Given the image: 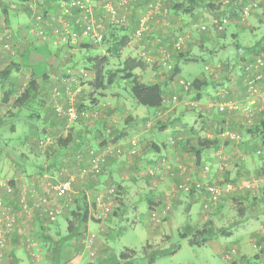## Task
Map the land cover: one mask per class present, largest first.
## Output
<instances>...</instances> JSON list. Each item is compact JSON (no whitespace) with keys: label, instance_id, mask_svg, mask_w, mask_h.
Instances as JSON below:
<instances>
[{"label":"rangeland","instance_id":"374dc122","mask_svg":"<svg viewBox=\"0 0 264 264\" xmlns=\"http://www.w3.org/2000/svg\"><path fill=\"white\" fill-rule=\"evenodd\" d=\"M8 6H11L9 8H12V5L16 4L17 2L14 0H3ZM37 2H40V9L49 8L48 5H50V8L55 9V12H57V15L54 13L52 15H48L50 18L54 19V22L51 23V26H56L57 24L61 23L64 27H71L72 24H70V17L65 15L63 13V7L61 2L57 3V5L54 3L52 4V0H38ZM4 3V4H5ZM5 4V5H6ZM35 4V3H34ZM31 5L32 13L31 17L27 18V23L35 25L36 23H31L30 20H32V17L38 14H44L41 10H37L35 5ZM150 1H144L143 3H138V1L135 0H128L127 7L126 8H120V11L122 14H125L126 16V24L121 25L122 27H125L127 25H134V29L136 28L139 19L140 18H147L146 19V25L148 26L147 31L143 34L141 37H136L133 34V38L138 42L140 39L144 38V36H147L149 33V41L148 48L144 49V52L141 50V58H149L148 61V67L146 70L151 71V67L157 66L159 67V61L158 56H160V52L157 50L152 51L151 48L156 46L159 47L157 44L158 42V35L152 34V31L150 30V24H149V17L153 14L154 10H152V7H149ZM54 6V7H53ZM142 9L144 11H142ZM141 11V12H140ZM140 13V15H139ZM164 14V10L159 12ZM256 13V15H255ZM1 14V13H0ZM139 15V16H137ZM0 17H3L0 15ZM19 19V18H17ZM21 20H24V16H20ZM149 19V20H148ZM48 18L43 19V24L48 29ZM51 20V19H50ZM30 21V22H29ZM13 23V22H12ZM130 23V24H129ZM70 24V26H69ZM205 24L206 26H211L209 19L202 20L200 18L199 20H194L193 24H191L192 29L188 28L189 24L185 26V28L181 30H177L175 33H170L169 31H162V33L167 34L168 37H174L172 41H175V38L179 35L182 38V41L180 40V46H182L183 53L186 52V56L184 58L185 63L187 65L183 68L182 74L178 75L179 77H182L188 81H192L194 78H197L196 75L202 74L207 79H219L221 83H219V90L216 92V95L214 99H209V102L213 103L211 105L212 108L217 109V104L220 100L216 96L224 97L227 94V83L228 81H232L234 78H239L241 81H243V72H242V64H241V57L237 52L236 45L247 46L256 41L258 39L257 37L263 34L264 32V0L262 1L261 5L256 8L252 13L246 18L244 21H239L238 19H232L231 24L228 27L227 32H225L224 35H219L217 31H215L212 27L207 28L206 30H209V34L206 36H203L201 32L204 30L199 31V27ZM53 26V27H54ZM236 26L243 27L241 29L240 35L237 37H234L235 40L231 38V30H236ZM12 27V26H11ZM27 27V26H26ZM52 27V28H53ZM128 27V26H127ZM168 27V25H165V28ZM13 28V27H12ZM15 28H13L14 30ZM31 28L27 31L30 34H34V32H31ZM49 30V29H48ZM121 30V28H120ZM185 31L188 35L183 36V34L180 33ZM51 32V31H50ZM134 33V32H133ZM179 33V34H178ZM192 33V34H191ZM36 36V35H35ZM41 42H44L46 40H42L40 36H36ZM260 38V37H259ZM84 41V40H83ZM170 41V39H169ZM76 42L75 40L72 41ZM81 42V40H78L77 43ZM167 43V42H164ZM175 42H172L173 47ZM192 43V45H191ZM52 44L51 48H56L57 55H52V57L49 56L48 49L46 47H41L38 49L42 53H45V65L49 68L48 73V79H53L54 87L58 90V93L54 94V87L50 89H46V85L41 88L42 94L46 93V95L52 93L56 96H58L57 103H52L55 105H64V100H61L62 98L69 99V101L73 102L75 98L78 96L79 93L84 96L85 101L90 100L94 97V95L100 96L97 93H103L108 96H115L116 94H120L124 99L127 100V102L133 106V108L138 109L139 111L143 110L144 112H147L151 114V116L147 119L149 120H155V113L153 107H145L137 102L134 101V99L129 94V88L127 87L128 81L127 80H116L112 85H108L104 90H97L96 92H92V88L89 85V80L91 79V73L89 76L85 77L80 81V77L76 75L79 71V68L82 65L80 58L88 57V56H94L100 52V48L98 46L90 47V48H82L78 53H76V56H74L71 59V56H68L67 54L71 53L69 49L71 47L70 43L67 42H61L57 44ZM102 44V43H101ZM234 44V45H233ZM165 45V44H164ZM191 45V46H190ZM168 47L171 45H167ZM151 47V48H150ZM167 49L166 47H164ZM37 50V51H38ZM34 52L32 56H29L27 58V61L32 64H38V55L39 53ZM169 51V50H168ZM175 52V51H174ZM168 53V52H167ZM167 53L163 52V57L167 56ZM176 53V52H175ZM257 54L264 55V50H258ZM175 55V54H174ZM113 58V57H112ZM195 58H198L197 60ZM21 57L16 56L15 59H13L16 64H21ZM112 61L108 64V68L114 69L120 66V62L117 58L111 59ZM24 61L26 62V58H24ZM40 63V62H39ZM169 68V67H168ZM164 67L161 68V70L164 71ZM69 70L68 76L72 77L74 76L73 81H70L69 85H71V88L68 90V95H62V91L60 87L56 84V77H61L62 74H65L66 71ZM138 70V68L136 69ZM135 70V71H136ZM139 71V70H138ZM150 71H144L140 76H138L141 80L145 82L151 81L150 76L148 73ZM231 74V75H230ZM25 76V75H24ZM225 76H228L227 80L225 79ZM22 77L18 78V80H21ZM31 79V76H25L22 78V82L17 85L16 93H20V91L28 84V81ZM45 79V80H48ZM35 80H39V82L42 81L41 76H38L35 78ZM175 81L176 78L174 79ZM173 84L177 86V84L173 81ZM39 86V85H37ZM42 86V85H41ZM81 88L80 91L77 92L76 89ZM218 87V85H217ZM40 88V86H39ZM222 89L224 91H222ZM179 94L177 91L176 94H178L179 99L183 100V98H186V100L192 102L194 101V91L193 88L189 90H184ZM213 91L214 88L212 87ZM34 94L38 95L37 97L40 98L39 92L36 91ZM67 94V93H66ZM0 96H1V88H0ZM65 96V97H64ZM241 96V95H240ZM239 96V97H240ZM238 97V98H239ZM217 98V100H216ZM60 99V100H59ZM13 100L14 97L10 100L8 104H2L0 107L1 115L5 116L0 119V177L3 180H8L10 178H13L17 183L18 187L22 189H26L32 186L34 183L35 186L39 189L41 186H43L46 189L41 190L51 200L50 203L52 205L59 207L61 210V216L59 217V230L54 229L51 227L54 231L53 234L60 235L62 232H66V224H65V214H67L70 210V207L73 205V201L75 196L74 192V182L77 179V175L80 174V177H85L87 175V171H82L81 168L78 169V166L74 162V159L76 160L75 155L73 153H68L66 156V164L63 166L62 171L60 170H54V172L45 171L43 175H40L41 178L35 177L37 174V171L35 170V166L31 164V162H37L40 165H46L47 159H51L53 152V147L55 145L49 144V147H46V149H40L38 147L34 146L35 141L37 140V137L39 133H47L51 134L53 138H57V136H64V131L67 132L69 129L72 131L74 127H77L79 122L84 123L88 122L89 118L85 117V119H88L87 121L85 119L79 120L77 119L75 122H71L73 125L72 127L66 126V121L62 118L55 115L53 112H49L47 115L49 119L54 120V125L56 127L50 126L48 128V121L43 118H31L33 111L36 112V114L43 115V112H41L39 109L40 107L33 101L36 99H31L27 101L26 105L23 107H20V109H16L17 113L15 115L10 114L13 110ZM179 100V101H180ZM207 100H205L206 102ZM38 103V102H37ZM37 106H36V105ZM52 104H49L52 107ZM77 104V103H76ZM192 108L193 115L191 119H189V122H201L202 115L200 110H195V107H198V105H191L190 103H186L185 105H180L179 108ZM144 107V108H143ZM219 112V111H218ZM190 113V112H189ZM221 113V112H220ZM153 114V115H152ZM217 115V114H216ZM54 116V117H53ZM236 118H239L238 116H235ZM96 119L95 117H91V120ZM145 119V120H147ZM144 120V121H145ZM239 120H242L239 118ZM243 121V120H242ZM30 122V123H29ZM159 122V123H158ZM161 122L165 123V120L158 119L155 124L151 125L149 128H145L142 124V126L145 129H149L150 131L156 130L158 135H161L160 133H163L162 135L164 137H167L170 135L169 130L163 131L164 127L158 126ZM244 122V121H243ZM257 124V123H254ZM252 124V125H254ZM246 125V124H245ZM252 125H246V126H252ZM44 128V130H42ZM69 128V129H68ZM169 128V127H168ZM39 131V132H38ZM200 131V130H198ZM227 131V130H224ZM229 132H233L235 134L239 135L238 140H231L229 138H226V141H229L231 143V146L239 147L241 142L243 141V136L247 132L241 131L239 129H232L231 131L228 129ZM203 134V133H202ZM201 136V135H200ZM175 138L174 136H171ZM170 137V138H171ZM134 138V137H131ZM128 138L125 140L127 144L129 143ZM137 140L136 138H134ZM199 139V138H198ZM23 140V143L21 141ZM170 140V139H169ZM138 142V140H137ZM169 142V141H168ZM198 142V141H197ZM251 147L256 149L259 148L260 145H264V140L261 139V137H256L255 140H251ZM190 145V142H188ZM122 145V143H121ZM129 145V144H128ZM122 148V147H121ZM115 153V152H114ZM119 154V152H117ZM117 154H114L117 155ZM62 155V154H61ZM257 156V155H256ZM259 157V156H258ZM111 158V157H110ZM232 157H228L227 160H229ZM262 161H264L263 158H261ZM76 161H79L78 159ZM68 163V164H67ZM31 166V167H30ZM82 167V166H81ZM28 169V170H27ZM228 169H231L232 171H235L236 164L234 165L233 162L228 165ZM154 172V171H151ZM149 171V174H151ZM159 175L161 174L162 179L165 180L166 175L168 174L166 169L161 168L159 171ZM101 172L100 174H103ZM128 172L121 173L123 176ZM169 175V174H168ZM258 175L263 176V179L251 180L250 182H254V186L264 185V175L262 173H258ZM257 175V176H258ZM78 176V178H79ZM98 175H94L93 177H97ZM88 177V176H87ZM169 177V176H168ZM0 178V180H1ZM71 178V185L72 190L70 192V200L68 197L64 196H57L54 191L49 190L47 187V183L50 182H57L62 181ZM256 178V177H255ZM248 180H245L243 183L247 182ZM206 182V181H204ZM224 182V181H222ZM258 182V183H257ZM157 183V181H155ZM212 183V182H209ZM218 183V182H217ZM106 184V181H105ZM110 185V186H109ZM235 189L238 188L236 184ZM113 186L111 184H108V186H104V188H95L92 185L88 186L89 190H87V194L91 196V198L94 196V204L92 202H89L87 197V202L89 206V214L92 217L90 221H88L85 225L82 227V237L83 238H76L71 239L68 242V246L65 247L64 250V258L61 260V263L63 264H87L89 262H95L98 260V258L104 257L106 255H109L111 259L116 258L119 253L124 248H130L135 250V256L134 261L137 264H148L147 262V252L143 250V247L145 244L151 243L154 246V249H171L173 250L172 254L159 256L157 257L152 264H227V260L223 258V255L219 252H215L209 245H191L189 243L190 236L183 238L181 236V233L183 231H189L192 230V228L197 227L199 228L202 224L205 223V220H207V215H210L211 213H214L218 207L221 205H218L215 209H213L208 214L202 215V205H201V199L197 201H192L190 204L189 210H187L184 206V202L186 201V198L190 197V194L180 192L183 194H180L182 196L178 197L177 200H175V196L171 198H167L165 196L164 192V200L159 203L160 207H158V210H150L148 211L147 205L144 200H141L139 203L138 209L133 211L126 212H119L117 208H120L122 206L117 207V201L118 197L116 198V195L113 197V203L115 202V205H113L112 201H108L105 199L107 190ZM102 187V186H101ZM79 188V186H77ZM251 188V187H246ZM170 189V188H169ZM168 189V190H169ZM234 189V190H235ZM234 190L229 191L234 192ZM81 192V191H80ZM41 193V192H39ZM85 193V192H84ZM228 193V192H227ZM226 193V194H227ZM187 194V195H186ZM225 194V195H226ZM185 195V196H184ZM224 195V197H225ZM86 196V194H85ZM231 196V195H230ZM229 196V200L227 201L228 204H232L231 197ZM223 197V199H224ZM174 198V200H173ZM222 199V200H223ZM171 200H173V206L171 205ZM97 201H103L102 206H99ZM263 202L260 203V205H264V198L262 199ZM166 204H170V209L164 214L161 212L160 208L163 207ZM113 206V207H112ZM235 208V205L233 206ZM232 207V208H233ZM112 208L117 213L115 215L112 214V221L108 222L105 219L109 217V210ZM18 216L16 220V227L15 232L20 234L21 239L20 241H17L13 243L11 241V238L7 241L5 246V255L7 257L9 263H12L11 261V253L16 254V256L19 254V259L16 260V264H46L45 259H41V254L39 250V242H40V236L36 235L38 231H35V225H36V214L33 211L32 213L28 212H22L18 210ZM168 213V214H167ZM229 213H232L229 217L223 219L221 222L214 221L216 227L219 225H226L228 222L231 221L233 217L232 210L229 211ZM111 214V213H110ZM167 214V215H166ZM99 216V217H98ZM166 216V217H165ZM128 218V219H127ZM99 220V221H97ZM99 226L98 224L101 223ZM37 226V225H36ZM240 234L243 233V230L240 229L238 232ZM91 234H94L92 244L90 243L89 246L84 245V239L89 237ZM245 234L239 235L237 234L238 238H246L244 237ZM40 237V238H39ZM83 239V240H82ZM228 240H233L234 237L230 236L227 238ZM33 246H35L37 249L35 250L34 256L32 255ZM231 246V245H230ZM44 249H46L44 246ZM233 247V246H232ZM93 251V255L90 254V252ZM234 247L232 248V252H234ZM47 250L45 251L46 254ZM37 253V254H36ZM44 253V252H42ZM224 253V250L222 251V254ZM44 256V255H43ZM51 260V259H50ZM14 264V262H13Z\"/></svg>","mask_w":264,"mask_h":264},{"label":"crops","instance_id":"0c3cea01","mask_svg":"<svg viewBox=\"0 0 264 264\" xmlns=\"http://www.w3.org/2000/svg\"><path fill=\"white\" fill-rule=\"evenodd\" d=\"M15 1L18 2L12 5V8H9L11 6H8V2L7 4L5 2L3 3L6 4V15L9 24L13 28H15L13 39L16 44V56H20L22 59L20 62V68L13 69L5 82H3L2 78L0 77L1 91L3 90V88L12 90V88H16L17 85L22 82L23 77L31 76L32 69L37 64H30L27 61V58L29 56H32L34 52H36L41 47H46L48 49L50 57H52V55H57L56 48H51L52 44L41 42L34 34L28 33L26 27L27 25L25 26L24 23H26L27 21V18L30 14H28V12H30V10L27 11L23 7V5L25 6L26 4L27 6V4L35 3L34 5L37 10H41L49 19V27H51V23L54 22V19L50 18L49 16L53 13L57 15L55 9L50 8V5H48L49 8L46 7L44 9H40V2H37L38 0H25V4L23 5H21V0ZM179 1H183L184 3H186V6L191 7L193 11L191 13H176L172 10L170 5H168L167 7L163 6L166 9L164 14L161 15V13L156 12L149 17L150 30L152 31L151 35L155 33L159 38L157 42L159 47L154 46L150 48L152 51L158 50L160 52V56H158L157 58L160 66L157 67L155 65L150 68V71L146 70V68H149V65H147L145 68H138L139 71H135L138 76H140V74H142L144 71H150V73L148 74L151 81L163 82L164 95L170 98L174 94V92L177 93L178 91L180 94L183 90L180 86H176L175 84H173V81H175L174 78L169 80L170 72L168 71V65H174V63L177 62L180 68V72L177 75H180L182 74L184 70L183 68L187 65V63H185L186 61H184V59H178L177 57H174V54H176L174 51L178 52L182 49V46H180L179 50H175L172 45V42H174V40L172 41V39L174 37H168L167 34L162 33V31L175 33L177 30H181L182 28L184 29L188 24V28L192 29L191 24H193L194 20H199L200 18H202V20L209 19L212 11L215 9V6L213 4L208 6L203 5L201 3L202 0H200V3L198 4H195L193 0ZM57 2H59V0H52V4L55 3L57 5ZM139 2L143 3L144 0H140L138 1V3ZM117 9L120 13L119 6H117ZM142 11L144 10L142 9ZM20 16H24L25 19L21 20ZM165 25H168V27L165 28ZM127 26L128 27H125L126 29L123 30H119L118 28L108 29L106 38L110 40L113 39L112 35L115 33H127L128 42L120 49L121 58H124L126 56L141 58V50L144 52V49L148 48L147 42L149 41L150 32L147 34V36H144V38L140 39L137 42L133 38L134 25ZM242 28L243 27L241 26H236V30H231V38L233 39L234 37L239 36ZM227 30L228 27L225 32H227ZM185 31L182 30V32L180 31V33L183 34V36H187V33L189 31L187 33H185ZM209 32V30H204L201 33L203 34V36H206L209 34ZM259 37H262V39L259 41L261 43H257L256 46H252L254 48L253 50L250 47L249 51L245 54H239L238 52L237 55L241 56L243 61L245 59L253 58V56L257 54L258 50H264V32L257 38ZM80 40L81 42H84L86 38L82 37V39ZM233 40H235V38ZM253 44L255 43L247 46H251ZM79 45L80 42L71 47L69 51L72 52L73 50L77 51L82 49H79ZM167 45L171 46L168 47ZM164 47H166L167 49H165ZM32 48L36 49L33 50ZM102 52L104 53V50H102ZM163 52H168L166 57H163ZM37 53H39L37 58V67L41 68V71L38 75L35 76V78H37L38 76H42L44 73H47L49 69L45 65V53H42L39 50L37 51ZM24 58H26V62L24 61ZM163 67L165 68L164 71L161 70V68ZM69 72L70 71L67 70L66 73L62 74L61 77H56V79H58L56 81V84L60 87L62 92L64 90L65 84L70 83V81H73L74 79V76H68ZM78 76L80 77V81H82L81 75ZM20 77H22L21 80H18V78ZM196 77L200 79L205 78L204 76H202V74L196 75ZM210 80L216 82V79ZM37 82H39V80H37ZM54 82L55 81L53 79H42V81L39 83L40 85H46V89H50L54 87ZM226 85L228 87V91L224 97L228 99L238 98L244 92V83L239 78H234L232 79V81H228ZM212 87V85H209L208 87H206V89L201 90V97L199 99L195 98L194 101L190 102L198 105V107L194 106V109H199V113L204 115L201 122H189V119H191V117L193 116L191 115L193 111H190L192 110V108H186V106L185 108H179L180 105H185L186 102H189L188 100H186V98H183V100L179 99L180 101L178 102H174L170 98L169 100L164 101V105L160 108V110L163 114L162 120H165V123L162 122L158 126L161 125L160 128L165 126V128H163V131L160 130V132H164L165 130L170 131V135L167 137H164L162 135L163 133H160L161 135H158L157 133L159 132H157L156 130L150 131L149 129H145L142 124L145 119L151 116V114L144 112L143 110L139 111L138 109L133 108V106H131L127 102V100L124 99L125 97L119 95L108 96L103 93L96 92L100 96L94 95V97L96 98L85 101L84 96H82L81 93H79L77 97L75 95V98H73L75 100V103H77L78 105H80L81 103L84 104V110L82 111L83 113H81L82 117H88L89 120L85 119L86 121L88 120V122H79L78 126L74 127L72 132L74 138H76V141L74 142L75 144L69 147L70 149H64V153L76 152V150L84 149L88 146L94 148L99 146V144H101L102 142L107 145L110 144L111 146L122 143L121 153L115 156L113 154L111 156V158L109 159V167L103 174H100L95 178L88 173L85 177H80L79 175L81 173L77 175V179L73 184L75 196L79 194L80 191H84L88 201L90 199L89 202H92L94 204L95 195L91 198V196L87 194L86 191L89 190L88 186L92 185L95 188L103 189L104 186H108V184H111L117 187V206H119L120 204V206H122L119 212H135L138 209L141 200L145 201L148 211H150L153 210V208L160 207V205L158 204L164 200V192L166 190L172 188L174 184L183 181L188 177L191 179H200L206 182H231L233 184H236L238 188H236L234 192H228L225 195L224 199L221 201V205L219 204L220 206L218 207V209L214 213L207 215L206 217H209L207 218V220H205V222H221L223 219L229 217L232 214L229 213V211L232 210L233 217L231 221L226 224L230 227V230H227L229 233L227 234V236L222 235L214 239H209L205 245H209L215 252H219L221 256L222 251L226 247H229L230 245L233 246L237 254L234 264H264V249L263 247L261 248L262 244H264V205H260V203L263 202L262 199L264 198V185L261 184L256 187L246 188L243 186V184H241L245 180L263 179V176L258 175V173H262V175H264V161H262V159L256 156V154L254 153L255 150L251 147V140H255L256 137L262 138L264 135L260 132L258 133L259 130L256 131L252 129L251 131H249L250 127L246 126L242 120H239V118H236L229 113H220L216 111L215 108H212L213 105L211 104L213 103L209 102V99H214L215 97ZM55 90L57 89L54 87V91ZM76 90L78 92L81 90V88L79 87V89ZM195 92L196 90H194V93ZM53 95V93L52 95L51 93L48 95L44 93L41 94L39 98L41 101H44L42 110H44L43 113L45 112L46 116L49 114H47L49 102H51L53 98L54 100H56V96ZM9 97V99L11 100L14 96L12 95ZM61 100H64V103L66 104L67 96L66 99L62 98ZM205 100L207 101L205 102ZM1 105L0 107H2ZM91 117H95L96 119L91 120ZM48 128L50 127L48 126ZM239 128L242 132L245 131L247 133L245 134V136H243V141L241 142L239 147L231 146V143H229V141H226V137L222 136V132L224 130L228 131V129L231 131L232 129ZM171 136L181 138V141L178 142V144H176L175 146H171L168 142ZM131 137H134L138 140V145L136 147L135 153L130 152V146L127 144V142H125L126 139ZM198 138H207L210 141H216V147L212 146L208 149L203 150L200 162H197L195 156V151L198 148ZM188 142H190V145L188 144ZM232 156L234 158H230L229 160H227L228 157ZM87 160L88 159L84 156L79 161H76L74 159V162L78 166V169L81 168V170L84 171V169L87 167ZM57 162L59 161L57 160ZM232 162L234 165L236 164L235 171L228 169V165ZM61 164V168H63V166H65L66 164V161H63V163ZM179 164H181L183 168H180ZM167 166H169V175H166L165 180L160 181L158 179L159 172L156 171H159L161 168L167 169ZM149 171L154 172L149 174ZM123 172L128 173L123 176L121 174ZM155 181H157V183H155ZM77 186H79V188H77ZM43 189L46 188L41 186L40 190ZM180 194L183 193L179 192L175 194V200H177L178 197L182 196ZM229 196L231 197V202L233 205L227 203V201L230 199ZM95 197L97 198V196ZM199 199H201L199 194L190 195V197L186 198V201L184 202L185 208L189 210L191 206L190 203ZM173 200H171L172 207H174ZM113 205H115V202L113 203ZM234 205L235 208L233 207ZM112 214L115 215L117 213L114 211V209L112 210L111 208L109 210V217H107V219L105 220L111 222L113 220L111 218ZM202 215L204 214L202 213ZM100 224H102V222L99 223L98 226ZM36 225L35 231H38L36 235H40L38 226ZM240 229L243 230L242 234L238 233ZM54 231L55 230H50V232L46 233L52 236L54 235ZM237 234H245L244 237L246 238H238ZM20 236V234L14 233L11 237V241L13 243L20 241ZM230 236H233L234 239L228 240L227 238ZM49 239L50 238L48 237L41 240H46L45 246H47ZM55 239H58L57 234L55 235ZM66 246L68 245L65 244L63 246L64 249H62L63 251L61 254V258H64V250ZM39 247L40 253L44 255H41V259L44 258L46 264H52L50 260V254L48 252H46L45 254L46 249H44L41 244L39 245ZM36 249L37 248L33 246V251L31 252L33 256ZM12 258L16 262V260L19 259V254L17 256L16 254H13V256L11 257V261H13ZM8 260H10V258ZM8 260L7 257H4L3 260L0 259V264H13V262L9 263ZM227 264L229 263L227 262Z\"/></svg>","mask_w":264,"mask_h":264},{"label":"trees","instance_id":"16d2710c","mask_svg":"<svg viewBox=\"0 0 264 264\" xmlns=\"http://www.w3.org/2000/svg\"><path fill=\"white\" fill-rule=\"evenodd\" d=\"M68 1L69 0H59V3L60 2H68ZM90 1L97 2V1H101V0H90ZM135 1H140V0H135ZM144 1H152V0H144ZM193 1L195 4L200 3V0H193ZM20 2H21V5L25 4V0H21ZM201 3L203 5H206V6L211 5V4H213L215 6V9L212 11L211 15H213L215 12L219 11V6L217 4H215L213 1L202 0ZM261 3L259 4V6L261 5ZM31 5L32 4H27V6H26V4H25V6L23 5V7L27 11L30 10V12H28V14L30 13L28 18L31 17V13H32ZM163 5L166 7L168 5H170L172 10L176 13H179V12L180 13H191L193 11V9L191 7L186 6L187 5L186 3H184L183 1H179V0H166V1H164ZM72 11L76 15V10L73 9ZM0 13L5 16L6 22L9 23V21L7 19V15H6L7 14V8H6V5L3 3V0H0ZM229 15L231 16V19H239V15L235 12V10H232ZM45 18H47V16L45 14H43V19H45ZM32 20L35 21L34 16L32 17ZM231 22L229 24H227L223 30H220V31L217 30L219 35L225 34V31H226L227 27H229ZM53 26L49 27V28H51V29H49L50 31L52 30ZM27 27H28V25H27ZM125 27H127V26H125ZM125 27H122L121 25L107 27L106 32L104 34V38L99 43H92L87 39L84 42H80L79 49L98 46L100 48V52L94 56H88V57L80 58L79 60H81L82 65L79 68V71L77 74L81 75V78L84 79L86 76H89L91 73V75H90L91 79L89 80L88 83H89L90 87L92 88V92H94V91L96 92L97 90H104L108 85H112L118 79L119 80H127L128 81L127 87L129 88V90H128L129 94L138 104L145 106V107H153L155 109L154 112H156L158 110L161 111L160 108L164 105V101L169 100V98H170V97H166L164 95L163 82H161V81L145 82V81L141 80L135 72V70L137 68H145L148 65L149 60H146L145 58L134 57V56H126L124 58H121L120 49H121V47L125 46L128 42V36H127L128 34L127 33H125V34L124 33H119V34L115 33L112 35L113 39H110V40L106 38V33H107L108 29H110V28L117 29L118 28L120 30V28H121V30H123V29H126ZM75 29L79 34L81 33V28L76 26ZM49 30L46 28V33L49 34L50 33ZM261 39H262V37L258 38L256 40V42H254L255 44H253L251 46L240 47L239 45H236L237 52H239V54H242V53L245 54L249 51L250 47L253 50L254 48L252 46H256L257 43L260 44L261 42H259V41ZM175 40H176V38H175ZM66 42L70 43L69 47H73L77 44V42H75V43H72L70 41H66ZM44 43H46V42H44ZM174 48H175V50H179L180 46L174 47ZM32 49L35 50L36 48H32ZM102 50H104V53L102 52ZM79 51L80 50H77V51L73 50L71 53H69L67 55L71 56V59H72L74 56H76V53H78ZM243 51H245V52H243ZM175 52H176V54L174 55V57H177L178 59H184L186 56V52L183 53V52H181V50H179L178 52L177 51H175ZM114 58H117L119 60L120 66L117 68H114V69H110L107 66L112 61L111 59H114ZM195 59L197 60L198 58H195ZM241 60H242V58H241ZM13 61L14 60H12L8 65H6L2 71H0V77L2 78L3 82H5L7 80L10 72L13 69H19L20 68L21 64H16ZM37 66H38V64L36 66H34V68L32 69L31 79L28 81V84L20 91V93L17 94L15 88H12V90L3 88V90L1 91L2 94L0 96V105L1 104H4V105L8 104L10 102L9 96H12V95L14 96V100H13V104H12L13 110L10 114L15 115L17 113L16 109H20V107H23L24 105H26L27 101H29L33 98L37 100L38 103L35 100H33V101L37 105L39 104L38 105L40 107L39 110L41 112L44 111V110H42V106L44 104V101H41L37 97L38 95L34 94V92L38 91L39 95L41 96V94H42V93H40L41 88H43V86H45V85L41 86L40 83L37 82V80H35V76L38 75L41 71V68H39ZM168 66H170L168 68V71L170 72L169 73V80H171L173 78L175 79V77L178 76L177 74H179V72H180V68H179L177 62H175L174 65H168ZM243 71L244 70L242 67V72ZM41 78L44 80L48 79V73H44L41 76ZM227 79H228V76H225V79H223V80H227ZM215 81L216 82H213L207 78H203V79L194 78L191 81V85H190V89L193 88V91L196 90V92H195L196 95L194 93V97L199 99L202 95L201 90L206 89V87H208L209 85H212L215 88L214 90H216V91H213V92H214V95H216V92L220 89L219 83H221V82H219V80H217V79ZM174 82L177 84V86H180L177 81H174ZM37 85H39L40 88ZM217 85H218V87H217ZM180 87L182 89H184L182 86H180ZM69 88H71V85H69V83L65 84L62 95H64V94L68 95ZM244 89H245V86H244ZM116 95L122 96L120 94H116ZM173 95H176L177 99L179 101L178 94H176L174 92ZM172 96L170 98L171 100H172ZM216 97H218L222 101L228 100V98H226V97H220V96H216ZM57 98H58V96H56V98H55L56 100H54V98H53L51 100V102H49V104L57 103V101H58ZM216 100H217V98H216ZM222 101H219V102H222ZM70 102L71 101H69V99L67 98V103L64 105L63 104L62 105L57 104L54 106V104H52V107L49 105L47 114L49 112H51V113L53 112L55 115H57L58 117H60L66 121V126L70 125L72 127L73 125L71 124V122L73 123L77 119H79V120L85 119V117H82V115H81V113H83L82 111L84 110L83 109L84 104L81 103L80 105H78L75 103V100L73 102H71V103H73V105L76 108L77 117H76V119H74L70 122L67 121V117L63 113H58L56 110V106H61L62 108H66ZM221 113H225V112H221ZM43 115L46 116V113L44 112ZM5 116L7 117V115H5ZM5 116L1 115V110H0V119L2 120V118H4ZM45 116H43V118L49 122L48 123L49 127L50 126L56 127V125H54L55 124L54 120L49 119L48 116H46V117ZM32 117L39 119L42 116L39 114H36V112L33 111L31 118ZM70 126H69V128H70ZM252 126H248V127H250L249 131H251L252 129L256 130V131L259 130L258 133L260 132L264 135V119H262L259 122V124H254ZM42 130H44V128H42ZM46 136H49L51 139L50 145L53 144L55 146L53 147V152H51L52 153L51 159H49V160L47 159L46 165H40L37 162H31V164L33 166H35V170L37 171V174L35 175V177L41 178L40 175H43L45 171H50V172H52V171L54 172V170L62 171V168H61L62 164L61 163H63V161H66V156L68 153H73V155H75V156H76V154L80 153V154H82L83 157L85 156L87 159H89L88 150L90 148H93L91 146H88L84 149L76 150V152L64 153V151H65L64 149L73 146L75 144L74 142L76 141V138H74L73 132L70 129L65 133L64 136H57V138H55V139L53 138V136L51 134H47L46 132L41 133V134L39 133L37 140L34 143V146L38 147L37 146L38 140L40 138H45ZM261 139L263 140L264 136ZM180 141H181V138L176 140L175 143L178 144V142H180ZM215 142H216L215 140L210 141L207 138H199V140L197 142L198 148L195 151V156H196L197 162H200L201 154H202L203 150L208 149L212 146H215L216 145ZM21 143H23V140L21 141ZM102 143L99 144V146L94 147V149L95 148L102 149L107 145V144H104V142H102ZM47 147H49V145ZM256 149H254V150H256ZM94 151L98 152L99 150L95 149ZM109 157L110 156H108V158ZM57 160L59 162H57ZM38 174H40V175H38ZM97 175H100V174H97ZM183 181H180V182H183ZM180 182H177L176 184H178ZM7 183L9 185H11V187L13 188V191L6 194L4 192V190L0 189V195H2V198L7 200L8 205L11 206L13 211L18 213L19 212L18 210H21V205H22V203L20 202V198H21L20 187H18V183L13 178L8 179ZM36 189L38 191L37 187H36ZM115 189L117 192V187ZM39 192L42 193V191L40 189H39ZM202 193H203L202 191L192 190L188 194H190V195L199 194L200 198H201ZM116 198H117V193H116ZM69 199H70V197H69ZM73 202L74 203L70 207L69 212L67 214H65V216H64L65 224H66V232H62L60 235H58V239H55V234L51 236V235H48L46 232H50V230H53L51 227L59 230V217L61 216V210H60V212H58L56 214V217L52 220L49 218V216L47 215L46 212L40 210L41 207H37V208H34L31 210V213L34 211L36 214L35 221L37 223V226H38V229L40 232L39 236L41 238L39 237L40 238L39 243L42 245V247H43V245L45 246L46 240H41V239H43V238L46 239L48 237L50 238L48 241V244L46 246V250L51 256V263L52 264H61V259H62L61 254L63 251L62 249H64L63 246L65 244H68V242L71 239H76V238L78 239L82 235L83 225H85L88 221H90L92 219V217L89 214V206H88V202H87L84 191L79 192V194H77L76 197L74 198ZM117 209L120 210V208H117ZM119 210H117V211H119ZM227 230H230V227L227 225H224V226L222 225V226L216 227L212 221H207L204 224H202L199 228L194 227V228H192V230H189V231L184 230L183 233H181V236L183 238L190 236L189 243L191 245L202 246V245H205L209 239H214V238H217V237L222 236V235L227 236V234L229 233ZM80 238H83V237L81 236ZM92 242H94V241L92 240L91 244H92ZM262 247L264 249V244H262L261 248ZM232 248H233L232 246H229V247H226L224 249V252H229L232 255L230 260L227 261L229 264H234L235 258L237 255L236 250L234 252H232ZM143 250L145 252H147L148 264H152L154 262V260L159 256H164V255H168V254L173 253V250H171V249H160V250L154 249L153 244L148 243V242L143 247ZM10 255H11V257L13 256L12 253ZM134 256H135V250L134 249L124 248L119 253V255L114 259H111L109 257V255H106L104 257L98 258V260L95 262L93 261V262H89L87 264H137L134 261ZM12 260H13V258H12ZM13 262H14V264H16L15 260H13Z\"/></svg>","mask_w":264,"mask_h":264},{"label":"built area","instance_id":"2783aa9c","mask_svg":"<svg viewBox=\"0 0 264 264\" xmlns=\"http://www.w3.org/2000/svg\"><path fill=\"white\" fill-rule=\"evenodd\" d=\"M166 0H152L150 1L149 7H152L154 10L153 13L161 12L166 9L163 7V3ZM219 6V11L215 12L213 15L209 17L210 24L215 31H220L225 28L227 24H229L232 19L229 15L231 10H235V12L239 15V21H244L246 18L252 13L253 10L258 8L259 4L262 0H210ZM128 0H101V1H90V0H69L68 2H61L63 7V13L70 17L71 27H64L61 23L54 26L51 32L46 33V27L43 24V15L38 14L34 16L35 21L30 20L31 23H36L32 25L29 23L28 30L34 32L36 36H40L42 40H46L44 42L48 43H61L75 40L76 42L82 37H85L92 43H99L103 40L104 34L106 32V28L110 26L124 25L126 24V16L118 12L117 6L119 8H126ZM76 10V15L72 10ZM225 11V12H224ZM2 15V14H0ZM4 16V15H2ZM147 18H140L139 22L134 29V35L136 37H141L147 31L148 26L146 25ZM29 21V22H30ZM69 24V26H70ZM81 28V33L79 34L75 27ZM207 27L205 24H202L199 29L206 30ZM14 30L11 25L6 22V18L4 16L0 17V71H2L6 65H8L15 57H16V44L13 39ZM180 40L182 38L179 35L176 37L174 41L175 47L180 46ZM75 43V42H73ZM149 60V58H146ZM243 67V83L245 86L243 94L239 98L228 99L226 101L219 102L217 104V109L219 112L229 113L233 116H238L241 118L246 125H252L254 123L259 124V122L264 119V55L255 54L251 59H245L243 63L241 62ZM170 67V66H168ZM178 84L182 86L185 90L190 89L191 82L182 78L175 77ZM222 91H224L222 89ZM58 93L57 90L54 91V94ZM168 99V98H167ZM172 100L177 102V96L173 95ZM186 103H190L186 102ZM191 105H195L190 103ZM56 110L58 113H63L67 117V121L70 122L77 117L76 108L73 103H69L66 108H62L61 106H56ZM162 111H156L155 120H145L144 127L149 128L151 125L155 124L158 119H162ZM68 127V125H67ZM64 133H66L64 131ZM65 135V134H64ZM222 136L229 138L231 140H238L239 135L229 131H223ZM169 144L171 146H175L176 140L179 138H169ZM51 143V139L49 136L45 138H40L38 140V148L45 149ZM130 152L135 153L136 147L138 145L137 140L134 138L129 139ZM122 145L116 144L111 146L110 144L106 145L102 149L95 148L99 150L95 152L94 148H90L89 159L87 161V167L84 169L88 174L94 176L100 174L101 172H105L109 167V159L113 154H117V152L121 153ZM115 152V153H114ZM254 153L260 158L264 159V145H260ZM108 156H110L108 158ZM78 160L82 159V154H76L75 158ZM76 159V160H77ZM165 162V161H164ZM180 165V168L183 166ZM167 172L169 171V166H167ZM153 173V172H151ZM169 174V172H168ZM167 174V175H168ZM173 174V172H172ZM1 178V177H0ZM158 179H162L161 174L158 176ZM8 180H0V189L4 190V192L10 193L13 191L11 185L7 183ZM248 180L243 184L244 187H253L254 182H250ZM260 182V180L258 179ZM258 183V182H257ZM47 187L49 190L55 192L57 196H66L69 199L70 192L72 190L71 178L47 183ZM116 186L113 185L107 190L105 199L107 202L110 200L113 203V197L116 195ZM235 189V185L231 182H204L200 179H191L186 178L183 182L178 184H174L172 188L165 192V196L167 198H171L175 196L176 193L184 192L189 193L192 190L202 191L201 197V205L203 214H208L213 209H215L220 202L222 201L224 195ZM21 190V198L20 202L22 212H30L31 210L37 207H41V211L47 213L49 218L52 220L56 217V214L60 212V208L52 205L50 203V199L44 192L39 193L36 192L35 184L29 188ZM70 200V199H69ZM99 206L104 205L103 201H97ZM170 204H166L160 208L161 212L164 214L170 209ZM159 208H154V210H158ZM18 213L13 211L6 199L2 198L0 195V259L3 260L5 255V246L7 241L12 237L15 232L16 220ZM99 217V216H98ZM94 234H91L89 237L84 239V245L89 246L91 241L93 240ZM90 247V246H89ZM93 255V251L90 252ZM231 254L229 252H224L223 258L225 260H230Z\"/></svg>","mask_w":264,"mask_h":264}]
</instances>
